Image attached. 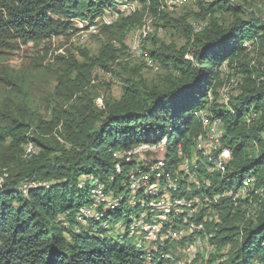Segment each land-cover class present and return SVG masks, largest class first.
I'll return each instance as SVG.
<instances>
[{"label": "trees", "instance_id": "obj_1", "mask_svg": "<svg viewBox=\"0 0 264 264\" xmlns=\"http://www.w3.org/2000/svg\"><path fill=\"white\" fill-rule=\"evenodd\" d=\"M124 1L138 7L101 25L105 39L97 53L80 50V61L70 53L55 57L58 101L45 115L20 73L0 67V264H176L173 247H183L188 264L190 238L167 242L148 256L131 240L100 236L110 231L98 222L78 225L75 214L91 202L96 177L108 186L110 176L123 174L114 158L121 150L166 138L168 165L178 162L179 146L189 158L202 135L195 117L201 111L220 122L221 144L230 153L223 175H206L204 197L235 190L245 179L255 184L237 206L227 198L213 205L222 206L219 222L206 223L203 233L213 251L198 253L193 264H264V66L258 60L264 58V20L245 18L250 1L196 0L195 13L172 17L163 9L165 0H0V62L20 45L73 33L74 20L93 27L105 10ZM146 16L184 40L177 47L147 35L153 48L142 51L163 71L155 82L140 75L143 64L131 67L123 59L125 38ZM195 22L203 23L198 31ZM94 68L120 80L118 100L91 94ZM230 81L233 91L222 95ZM29 143L36 153L26 150ZM114 180L105 194L117 191ZM250 200L256 211L247 216ZM123 207L104 212L102 222L112 228L110 217Z\"/></svg>", "mask_w": 264, "mask_h": 264}, {"label": "bare ground", "instance_id": "obj_2", "mask_svg": "<svg viewBox=\"0 0 264 264\" xmlns=\"http://www.w3.org/2000/svg\"><path fill=\"white\" fill-rule=\"evenodd\" d=\"M113 13V12H112ZM118 18V14H109L108 19H105L104 16L99 18L98 20H104V25H110L113 21H116ZM102 23V22H101ZM96 26V24H95ZM139 41L135 48L139 49L138 52H135V55L141 56V46L140 41L144 40L147 35L150 33L149 29L143 27L139 31ZM137 51V50H136ZM140 58V57H139ZM148 62V61H147ZM195 117L200 121L202 127V135L196 140L195 145L192 147V153L188 157L184 155L182 150V159L185 162V170L190 175V181H185V188L189 190L190 196H194L197 199L198 204H205L206 207H213V205L217 204L221 198L229 199L234 206H237L238 201L242 199H249L248 194L253 189L255 181L253 178L245 179L240 183V186L235 190H226L222 192H216L215 196L211 198L204 197V193L202 194L203 188L208 186V179L206 175H223L226 170V165H224L223 154L220 153V150H213V148L208 147V144L211 143V133L208 130V122L207 114L203 111L196 113ZM217 121V120H213ZM219 126L221 124L217 121ZM222 128V127H221ZM213 139H220V132H213ZM160 144V160H152V167H158L162 169L151 170L149 172V179H140V185H134V183H123V193L118 196H113V191L109 194L104 193L105 187L102 180H93L94 187L90 192L95 196H102L101 201L99 198H91V202L89 205L94 206V208H102V206H108L110 209H117L122 207L124 204H128L132 206L133 210L140 209L139 214H133L132 216L127 218L125 224H113L112 228L108 224V222H102L101 219L104 217V212L108 210L96 209V216L93 217L89 214H81L79 217V210L75 214V219L78 225L83 226L87 221L98 222L99 227L104 230L110 231L116 230L118 231L117 236L121 239L131 240L132 244L140 251L145 252L148 256L156 253L158 250L154 248H158V244L163 248L166 244L174 243L181 241L184 238H190V242L185 245L184 255L186 256L185 261H189L188 264H193V260L195 256L199 253V250L202 247L203 241H207V236H204L205 228H198L196 234H188L187 236H179V237H162V232L160 231H170V233L184 234L188 233V225L187 224H178L176 225V220H173V216H169V211L163 208H158V201H152V194H145V200H137L133 201L132 199H139L142 196V187L151 186V180H160L166 179V176H173L175 173V169L179 166L180 158H181V146L178 147L176 152L178 162L174 165H168L165 160V154L167 152V139L163 138L157 143L153 144H141L136 147H147L150 145H158ZM36 149V150H35ZM26 150L31 153H36L37 148L33 145V143H29L26 145ZM229 153V151H228ZM230 154V153H229ZM121 152L114 154V158L118 161V171L124 168L123 174H125V167H123L120 161ZM229 161H227L228 163ZM226 163V164H227ZM145 167H150V160H143V166H134L133 168V176L139 177H148V169ZM94 178V177H93ZM84 179V178H83ZM201 180V181H197ZM87 181V180H86ZM92 181V184H93ZM85 181L80 183V186L84 184ZM209 187V186H208ZM27 186H22V190H26ZM155 189H164V181L155 182ZM206 189V188H205ZM110 191V190H109ZM109 195V196H104ZM212 195V194H211ZM209 196V195H208ZM147 201V208H146ZM178 201V193H170L167 196V203H176ZM78 217V218H76ZM106 217V216H105ZM157 218H162L159 220ZM140 219V220H139ZM218 223L219 222V213L216 216L215 212H208L205 216V223ZM76 226L74 231L76 233L79 232V227ZM129 230L119 231V228H127ZM98 228V227H97ZM157 228V229H152ZM139 235V237L137 236ZM158 239V241L156 240ZM135 240H144V243L134 242ZM127 241V240H126ZM168 242V243H167ZM208 251H213L212 246L207 247ZM190 251H196L195 255H190L188 260V254ZM182 264H186L183 262Z\"/></svg>", "mask_w": 264, "mask_h": 264}, {"label": "rangeland", "instance_id": "obj_3", "mask_svg": "<svg viewBox=\"0 0 264 264\" xmlns=\"http://www.w3.org/2000/svg\"><path fill=\"white\" fill-rule=\"evenodd\" d=\"M248 1H250V6L247 9V16L245 15V18H248V16L252 14L255 18H263L264 20V0ZM195 2L196 0H165V6L163 9L167 10L168 13L172 15V17H180L185 14L188 15V13H195L197 11ZM137 7L138 4L136 2H119L116 3L111 9L105 10L102 13V16H104L105 19H108L109 14L111 15L114 13H117L119 17L127 16L133 13ZM73 23L75 29L73 33H70L67 36L53 38L49 42H42L37 45L32 43L20 45L17 49L6 53L0 62V67H6L19 72L20 76L25 79V83L29 89L30 98H32V100L38 105L40 112L44 115L46 114V107H52L57 100L54 95V89L56 85L55 73L52 70L55 67V57L70 53L76 56L80 61V50H86L91 54H95L97 53L100 41L105 39L98 33L101 25L104 24V20L102 21L97 19L96 26L93 27H90L88 25L89 23L86 21L74 20ZM202 24L203 23L201 22L192 23L196 31L199 30ZM143 27L149 29V36H155L157 40L164 43H175L177 47H181L184 44V40L172 30L166 31L160 27H156L151 21V18L148 16L143 19V22L140 26L133 29L127 35L124 41V61H126L131 67H139V65L143 64L144 66L141 67L140 75L147 82H155L157 81L159 74L163 71L158 65H153L142 51L144 50V52H146L147 50L153 48V43L151 40L145 39L142 40V42L140 41V51L142 54L141 56L134 54L135 52L139 51V49L135 47L139 41V31ZM258 60L260 64L264 66V58H259ZM39 64L41 66H39ZM49 65L51 68H46ZM90 85L91 88L89 90L92 95L96 96L97 100H100L108 94L116 100L121 97L122 91L120 80L113 74L104 72L99 68H94L92 71ZM234 87V82L230 81V83L225 85L221 90V94L226 96V94L233 91ZM2 95H4V89L0 85V97ZM259 192L262 195L261 198H263V189H261ZM250 202L251 200L247 201L248 204L245 205H248L247 216H252L256 211L255 205H252V202ZM140 211V209L133 210L131 205L129 206L128 204H124L123 213L116 217H110V220L119 225L125 224L128 217L132 216L133 214H139ZM117 232L118 231L111 229L110 232L101 233L100 236L115 239L114 237L117 236ZM137 236L139 237L138 234ZM208 246H210L208 245V242L203 241L202 247L199 250V253H202L201 256L212 252L208 251ZM179 250L183 251V247L179 248ZM197 260L201 261V258ZM183 261V254L182 252H179V256L177 255L176 264H182Z\"/></svg>", "mask_w": 264, "mask_h": 264}, {"label": "built area", "instance_id": "obj_4", "mask_svg": "<svg viewBox=\"0 0 264 264\" xmlns=\"http://www.w3.org/2000/svg\"><path fill=\"white\" fill-rule=\"evenodd\" d=\"M208 130L211 133V143L208 147L213 148V150H220L223 154L224 165L230 160V154L226 148L222 147L221 135L222 128L219 126L217 121L212 119H207ZM213 132H220V139H213ZM181 158L179 166L175 169L173 176H166V179L151 180V186L142 187V196L139 199H132L133 201L145 200V194H152V201H158V208H163L169 211V216H173V220H176V225L187 224L188 233L177 234L170 233V231H160L162 232V237H179L187 236L188 234H196L198 228H205V216L208 212H215L216 216L222 209V206L206 207L205 204H198L196 197L190 196L189 190L185 188V181H190V175L185 170V162L182 159V146H181ZM143 160H150V167H145L148 169V177L133 176L134 166H143ZM152 160H160V144L150 145L147 147H132L129 149L121 150V156L119 163H122L125 167V174H113L105 182L103 187H109L110 181H115L114 178L117 177V191L113 195H119L122 189L123 183H134V185H140V179H149V172L151 170H158L162 168L152 167ZM115 176V177H114ZM85 176L81 177L77 183H80ZM164 181V189H155V182ZM201 181V180H197ZM38 183V182H35ZM22 186L26 187V183ZM170 193H178V201L176 203H167V196ZM109 196V195H104ZM215 196V195H214ZM102 196H95L91 194V198H99L101 201ZM147 208V201H146ZM96 209L109 210L108 206H102V208H94V206L89 205V201L86 203V207L79 210V217L81 214H89L90 216H96ZM78 218V217H76ZM162 220V218H157ZM140 220V219H139ZM157 229V228H152ZM129 230L127 228H119V231ZM158 241V239H156ZM134 242L144 243V240H135ZM161 246L158 244V248L155 250H160ZM178 252H183L178 248L173 247ZM188 254V260L190 255H195L196 251H190Z\"/></svg>", "mask_w": 264, "mask_h": 264}]
</instances>
